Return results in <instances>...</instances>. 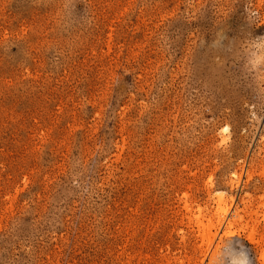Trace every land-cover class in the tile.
I'll use <instances>...</instances> for the list:
<instances>
[{
  "label": "rangeland",
  "instance_id": "rangeland-1",
  "mask_svg": "<svg viewBox=\"0 0 264 264\" xmlns=\"http://www.w3.org/2000/svg\"><path fill=\"white\" fill-rule=\"evenodd\" d=\"M257 37L264 0H0V264H264Z\"/></svg>",
  "mask_w": 264,
  "mask_h": 264
},
{
  "label": "clouds",
  "instance_id": "clouds-1",
  "mask_svg": "<svg viewBox=\"0 0 264 264\" xmlns=\"http://www.w3.org/2000/svg\"><path fill=\"white\" fill-rule=\"evenodd\" d=\"M257 39L264 40V37H257ZM228 246L229 244L225 245V249H228ZM229 256H231V264H250V261L243 253L236 255L226 250L221 253V264H228L226 258Z\"/></svg>",
  "mask_w": 264,
  "mask_h": 264
},
{
  "label": "bare ground",
  "instance_id": "bare-ground-1",
  "mask_svg": "<svg viewBox=\"0 0 264 264\" xmlns=\"http://www.w3.org/2000/svg\"><path fill=\"white\" fill-rule=\"evenodd\" d=\"M216 197H217V204H218V208H217V209H218V211H219L220 213H226V209L222 207V203H223V200H224V195H216ZM199 213H200V211H199ZM198 217H200V215H198L196 218L198 219ZM198 221H199V219H198ZM199 222H200V221H199ZM201 226H202V228H203V227H205L206 225L204 226V224H203V225L201 224ZM206 227H207V226H206ZM206 227H205V228H206ZM206 230H207V229H206ZM206 230L204 229V231H206ZM207 232H209V231H207ZM207 232H206V233H207ZM203 236H204V235H203ZM204 237H205V236H204Z\"/></svg>",
  "mask_w": 264,
  "mask_h": 264
}]
</instances>
